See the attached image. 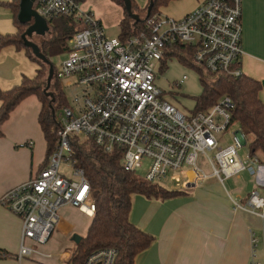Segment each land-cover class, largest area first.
I'll use <instances>...</instances> for the list:
<instances>
[{
	"label": "built area",
	"instance_id": "2783aa9c",
	"mask_svg": "<svg viewBox=\"0 0 264 264\" xmlns=\"http://www.w3.org/2000/svg\"><path fill=\"white\" fill-rule=\"evenodd\" d=\"M35 8L47 21L65 18L69 51L54 66V74L80 91L74 94L73 105H64L56 115L57 146L48 165L0 197V204L22 219L19 258L32 255L36 246L49 241L63 205L90 216L96 212L94 189L74 159L73 136L91 138L108 153L118 149L127 171L135 172L149 160L144 177L149 182L167 177L169 170L178 171L169 176L177 189L201 186L209 177L223 182L243 171L257 175L258 157L249 153L245 160L240 158L239 149L247 141L241 128L229 145L223 146L218 137L232 125L234 103L229 96L206 111H186L164 99L156 82L162 59L175 44L191 45L193 61L206 71L242 76V0H202L181 18L159 11L125 39L109 38L101 20L79 0H36ZM65 151L69 154L65 161L74 168L73 178L60 169ZM210 152H215L214 159ZM201 155L211 173L199 165ZM188 171L195 173L193 180ZM232 203L234 208L264 217V197L256 188L245 203L237 199ZM258 242L252 233L249 264H264ZM117 253L114 247L101 248L83 264H114Z\"/></svg>",
	"mask_w": 264,
	"mask_h": 264
},
{
	"label": "crops",
	"instance_id": "0c3cea01",
	"mask_svg": "<svg viewBox=\"0 0 264 264\" xmlns=\"http://www.w3.org/2000/svg\"><path fill=\"white\" fill-rule=\"evenodd\" d=\"M6 1L12 0H0V34L17 32L12 10L2 4ZM134 1L140 6L147 4L146 0ZM201 1L173 0L161 12L181 18ZM82 3L105 28L113 29L124 18V9L113 0ZM242 24V72L264 81V0H242ZM33 63L23 49L12 44L0 48V89H9L29 76ZM260 97L264 101V85ZM41 109L38 96L29 95L1 125L0 197L45 167L47 143L39 121ZM249 176L255 177L259 185L256 189L264 197V162L260 160L257 175ZM236 178L242 179L241 174ZM254 186L246 183L241 191L232 192L225 180L209 177L201 186L188 187L165 199L135 194L130 218L154 236L152 244L136 257V264H249L252 233L259 240L258 253L264 260V217L248 209L234 208L232 203V199L245 203ZM69 212L85 215L86 223L80 225ZM92 217L74 206L63 205L49 241L36 246L37 252L32 255L19 258L22 219L0 204V264H70L77 244L72 237L86 236ZM26 244L33 245L30 241Z\"/></svg>",
	"mask_w": 264,
	"mask_h": 264
},
{
	"label": "trees",
	"instance_id": "16d2710c",
	"mask_svg": "<svg viewBox=\"0 0 264 264\" xmlns=\"http://www.w3.org/2000/svg\"><path fill=\"white\" fill-rule=\"evenodd\" d=\"M20 1L2 2L13 12L17 32L0 34V48L12 44L18 49H23L28 57L39 65V68L35 76H24L20 83L11 88L0 89V136L2 135V123L9 117L10 112L17 104L29 95L38 96L42 102L39 121L47 143L44 163L46 167L57 146L56 110L58 107L68 105L69 101L63 91L61 81L55 74L49 89L45 91L49 65L37 58L22 39V34L29 24L21 23L18 19ZM79 1L85 2L86 0ZM113 1L124 9V18L120 24V38L125 39L143 28L144 22L148 18L146 12L151 1L154 2V6L150 15L159 12L161 7L173 0H148L145 7H140L132 0L134 12L141 15V20L138 22L130 17L124 0ZM48 24L52 33L39 45L42 53L50 60L51 56L69 51V46H67L69 33L66 20L63 17L49 20ZM171 56L178 57L179 60L192 65L201 73L203 91L197 97L195 110L206 111L222 97L229 96L234 103L231 124L238 123L240 125L247 137L252 156L258 157L259 150L264 153V101L260 97L262 81L245 74L233 77L223 72L206 71L203 67L195 64L193 48L187 44H175L172 49L167 50L162 59L160 70L163 71L166 68L167 59ZM47 92H52V94H47ZM79 139L80 136L72 137L75 149L74 159L77 165L84 169L94 189L96 212L92 217L86 236L82 237L72 250L69 263L83 264L91 252L101 248L114 247L118 250L114 264H136V257L152 244L154 236L132 222L130 211L133 196L141 194L165 199L183 193L185 190L166 188L156 182L139 178L133 171L124 169L122 155L118 149L113 153H108L91 138L83 142H79Z\"/></svg>",
	"mask_w": 264,
	"mask_h": 264
},
{
	"label": "rangeland",
	"instance_id": "374dc122",
	"mask_svg": "<svg viewBox=\"0 0 264 264\" xmlns=\"http://www.w3.org/2000/svg\"><path fill=\"white\" fill-rule=\"evenodd\" d=\"M87 3L91 2V0H86ZM85 1V2H86ZM183 1V0H179ZM186 2H193L197 0H185ZM148 2V0L145 1V3ZM140 6V5H139ZM145 7V5L140 6ZM163 11L162 7L160 8V11ZM139 14V13H138ZM165 14V13H164ZM167 15V14H166ZM169 15V14H168ZM141 16V15H140ZM170 16V15H169ZM50 27V26H49ZM106 29V35L109 38H120V29L121 26L118 25L114 27L113 29H109L108 27ZM52 33L51 27L49 28L48 32L44 34H37L33 33L31 36V39L37 43L38 45L41 43L43 39H47L50 37ZM40 46V45H39ZM67 46H69L67 42ZM68 55V51L61 52L55 56L50 57V61L54 66H57L61 61H63ZM33 70L30 71L29 76H34L36 74V70L39 68V65L37 63H33ZM166 68L162 70L157 71V85L162 89V97L164 99L173 101L176 103L180 108L190 111L195 110L197 105V97L202 93L203 86L201 82V73L193 67L192 65H188L187 63L182 62L179 60L178 57L171 56L167 59ZM162 65L160 64L159 68ZM35 68V69H34ZM48 77V76H47ZM185 77L184 81L180 83L179 81ZM63 91L65 92V95L69 101L73 105V97L74 94L80 91V87L77 85L69 86L67 84V80H61ZM176 83H179L177 85ZM62 107H58L56 110V115L61 112ZM240 130V125L238 123L232 124L229 129L221 134H218V137L221 139V144L223 146L229 145L233 142V135ZM82 140H84L86 137L81 136ZM214 153L210 152L209 155L212 159H214ZM250 153L248 141H246L243 148L239 149V155L241 160H245L247 158V155ZM68 152H64V160L61 164V171L67 178H73L72 172L74 170L73 167H71L70 164H68L65 161V158L68 157ZM258 158L261 161H264V153L259 150L257 152ZM149 165V160L145 161L144 167L137 169L134 173L139 178H144L147 168ZM199 165L205 170L206 173H211V167L210 164H208L207 160L205 161V156L201 155L199 159ZM178 171L169 170L167 177H164L162 179H158L155 182L166 187V188H173L175 185L174 183L169 179V176L172 173H175ZM189 172V173H188ZM187 175L190 180H193L195 177V173L193 171H188ZM242 179H237L236 177H230L225 179V185L229 188L232 192H238L241 191L243 188H245V184L248 183L249 186L255 185L254 187L257 188L259 185L256 183L255 177L252 179L251 176H249L247 171H243L241 173ZM211 180H214L211 178ZM262 188V187H260ZM69 216L77 221L80 225L85 224L87 221V217L85 215L81 214H74L72 212L68 213Z\"/></svg>",
	"mask_w": 264,
	"mask_h": 264
},
{
	"label": "water",
	"instance_id": "95a60500",
	"mask_svg": "<svg viewBox=\"0 0 264 264\" xmlns=\"http://www.w3.org/2000/svg\"><path fill=\"white\" fill-rule=\"evenodd\" d=\"M36 0H21L20 1V12L18 15V19L21 23H28L29 26L26 29V31L22 34V39L24 40V43L27 47H29L32 51V53L39 59L43 60L44 62L48 63L49 65V73L47 77V85L45 87V91L49 89L51 85V81L54 77V65L52 62L42 53L40 46L32 41L30 38L32 36L33 32H39V33H46L49 30V24L48 21L40 15V13L35 8ZM125 7L130 15L135 21H140L141 16L138 13H135L133 10V3L132 0H124ZM154 6V2L151 1L146 12V16H150L152 9ZM262 84L264 85V81H262ZM47 94H52V92H47ZM54 114V111H53ZM72 239L79 243L82 239V236L78 234H74Z\"/></svg>",
	"mask_w": 264,
	"mask_h": 264
}]
</instances>
